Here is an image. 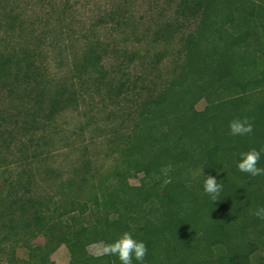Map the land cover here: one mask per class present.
Returning <instances> with one entry per match:
<instances>
[{"label": "trees", "instance_id": "16d2710c", "mask_svg": "<svg viewBox=\"0 0 264 264\" xmlns=\"http://www.w3.org/2000/svg\"><path fill=\"white\" fill-rule=\"evenodd\" d=\"M177 11L194 26L180 36L169 78L132 76L138 52L127 50L115 70L120 74L108 78L107 52L88 44L75 70L110 99L130 102L133 134L114 147L112 169L97 176L84 162L79 178L62 182L48 201L1 189L0 244L12 242L2 264H50L63 243L69 264H120L87 247L126 231L145 242L144 264H252L259 251L264 264V218L256 215L264 208V175L237 167L242 152L264 148V0H180ZM101 19L121 24L113 11ZM179 29L167 22L155 39L168 40ZM27 53L0 51V80L10 90L35 79ZM36 89L38 110L49 120L77 98L75 91L65 95L64 86ZM245 118L253 132L232 136L230 122ZM258 166L264 167V153ZM139 174L140 183L131 184ZM205 174L223 185L216 201L204 192ZM29 234L46 240L20 259L15 244Z\"/></svg>", "mask_w": 264, "mask_h": 264}, {"label": "rangeland", "instance_id": "374dc122", "mask_svg": "<svg viewBox=\"0 0 264 264\" xmlns=\"http://www.w3.org/2000/svg\"><path fill=\"white\" fill-rule=\"evenodd\" d=\"M179 3L180 0H0V51L28 52L35 72L31 87L27 80L10 90V84L0 80V191L4 188L5 192L48 201L57 195L62 182L79 178L77 173L84 162L97 176L100 171L112 169L117 156L114 147L133 134L132 106L125 99H110L93 80L80 78L75 63L93 43L107 52L104 65L108 78L120 74L115 70L124 58V50L138 52L129 68L132 76L169 78L182 47L180 36L194 26L177 11ZM112 11L121 24L115 19H101ZM167 22L180 29L168 40L161 36L156 40ZM37 85H45L50 92L64 86L65 95L76 92V101L51 120L46 119L36 103ZM206 104L203 99L196 107L203 109ZM34 117L37 122H33ZM141 176H133L129 182L137 185ZM45 240L42 235H26L24 241L15 244L17 257L27 259L30 245ZM11 243L0 244V264L8 261ZM104 246L105 242L98 241L88 245L87 250L101 255ZM260 254L252 256V264H260ZM70 258L69 248L63 243L51 253L50 264H69Z\"/></svg>", "mask_w": 264, "mask_h": 264}, {"label": "clouds", "instance_id": "9594fccd", "mask_svg": "<svg viewBox=\"0 0 264 264\" xmlns=\"http://www.w3.org/2000/svg\"><path fill=\"white\" fill-rule=\"evenodd\" d=\"M229 129L232 136H244L253 132V126L247 118L231 121ZM262 153H264V148H252L247 152H242L240 154L241 159L237 163L238 169L249 173L251 176L264 175V167L258 166ZM222 188L223 185L218 182L216 176L206 175L203 189L212 201L218 199ZM256 215L264 218V208L259 209ZM102 251L104 254L117 257L120 264H134V261L136 264H144L147 246L143 240L134 238L131 232L126 231L117 240L104 246Z\"/></svg>", "mask_w": 264, "mask_h": 264}]
</instances>
